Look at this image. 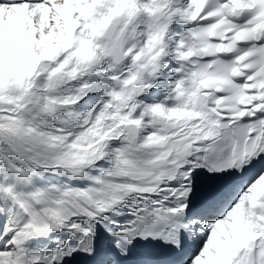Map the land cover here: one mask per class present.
Instances as JSON below:
<instances>
[{
    "label": "snow or ice",
    "instance_id": "1",
    "mask_svg": "<svg viewBox=\"0 0 264 264\" xmlns=\"http://www.w3.org/2000/svg\"><path fill=\"white\" fill-rule=\"evenodd\" d=\"M0 264H264V0H0Z\"/></svg>",
    "mask_w": 264,
    "mask_h": 264
}]
</instances>
